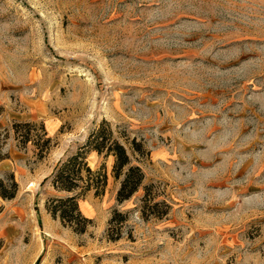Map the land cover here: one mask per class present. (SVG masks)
<instances>
[{
    "label": "rangeland",
    "instance_id": "obj_1",
    "mask_svg": "<svg viewBox=\"0 0 264 264\" xmlns=\"http://www.w3.org/2000/svg\"><path fill=\"white\" fill-rule=\"evenodd\" d=\"M102 121L144 180L118 203L87 153L107 181L78 233L51 175ZM0 193V264H264V0H0Z\"/></svg>",
    "mask_w": 264,
    "mask_h": 264
},
{
    "label": "trees",
    "instance_id": "obj_2",
    "mask_svg": "<svg viewBox=\"0 0 264 264\" xmlns=\"http://www.w3.org/2000/svg\"><path fill=\"white\" fill-rule=\"evenodd\" d=\"M36 126L34 123H17L13 125V129L19 143L33 144L37 150V156L41 158L50 150L52 139L48 137L43 124H40L39 130L36 131L39 133L32 135L31 132ZM119 138L114 135L111 125L102 121L88 134L84 145L77 153L57 164L51 175V185L55 191L63 195L49 200L47 210L53 219H59L63 225L72 227L78 233L85 232L90 221L80 214L78 199L90 191H93L96 196L102 195L107 181L103 169L93 171L88 166L86 156L90 152L96 153L103 159L109 157L113 159L111 173L113 179L119 183L116 194L118 203L129 200L138 191L144 180V174L139 164H133V161L138 163V156L143 155L141 144L134 139L121 142ZM0 195L3 199H11L14 193L11 195L0 193ZM125 217L114 211L109 226L119 220L123 221ZM118 235L111 239L117 240Z\"/></svg>",
    "mask_w": 264,
    "mask_h": 264
}]
</instances>
